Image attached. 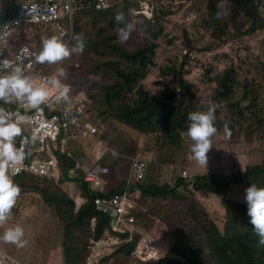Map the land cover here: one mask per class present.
<instances>
[{
	"label": "clouds",
	"instance_id": "obj_1",
	"mask_svg": "<svg viewBox=\"0 0 264 264\" xmlns=\"http://www.w3.org/2000/svg\"><path fill=\"white\" fill-rule=\"evenodd\" d=\"M215 1L218 3L217 0ZM208 2L210 7V0ZM21 3L22 0L15 9L16 12L20 9ZM97 3H99L98 0L75 1L72 26H65L68 30L66 36L60 37L52 24H32L29 27H22L20 34L17 31L4 51L5 55L9 56L10 53L19 50L23 44L39 50L36 61H33L34 71L40 76L56 80L53 82L61 87V106H70L75 112H79V109L81 111L78 113L79 125H72L67 130L61 128L55 141L51 138L45 139V148L42 152L36 153L30 149L29 154L25 156L23 146L19 147L20 138L24 134L22 125L28 123L30 119L23 115L26 113L24 104L28 103L33 109L43 111L40 106L44 105L48 99V89L43 86H34L31 79L23 75L20 66L14 67L10 74L0 75V101L3 100L5 104L11 103L15 107L14 109L0 108V225L9 219L13 208L16 212L23 207L25 194H28L27 198L30 199V193L34 192L29 186L20 187L17 184L24 181L17 177L21 178V175L28 174L44 179V191L37 192L38 197L33 205V218L36 217L33 221L40 224L42 229L36 248L42 251L44 244L46 249V261L42 264H55L52 257L56 258L59 264H65V231L68 224L62 221L57 213V207L49 199L50 196L69 199L74 215L84 210L88 201L94 206L97 214L90 219L84 232L72 234L79 240L78 244L83 257L86 256L84 264H106L107 262L124 264L123 258L129 259L130 264H140L141 261L158 264L170 255L172 247L182 246L179 241L180 233L189 235L192 239L190 229H198V226L187 224L185 218L189 217L195 222L190 213L193 208L195 214H198L195 204L201 194L207 192L221 195L228 190L232 194L230 191L232 187V192L237 196L239 184L242 183L239 200L233 201L247 204V214L254 233L258 237V246H264V187H258L246 181L236 184L238 175L254 164L241 170L237 165L236 155L229 153L226 147L219 146L221 141L230 140L234 134L230 122L225 126L222 125L220 107L210 105L205 111L189 112L187 115L189 123L184 124L183 128L174 130L175 143L166 131L155 129L148 131L149 133H143L165 135L167 143L173 145L179 144L180 139L183 138L190 145L185 152V159L195 170L182 163L174 151L168 157L157 160L151 155L125 156L127 144L112 147L110 146L112 139L106 141L100 138L108 146L106 150H101V142L95 139L99 137V129L93 123L90 112V106L94 101L84 86L80 85L78 89H75L71 84L75 80L79 81V84L84 83L87 78L82 80L80 72L89 68L81 66L79 54H76L70 63L62 64L57 68L53 67V64L70 57L73 52L84 51V37L78 33L74 34L76 11L84 6L105 10L113 9L115 5L114 0H105V3L100 6ZM149 4L151 2H145V9L141 10L142 15L147 16L148 20L153 15L147 11ZM234 5V0H221L217 4L216 12L210 7L215 14L214 22L217 27L224 24L222 19L236 10ZM262 5L258 6L255 0L249 9L236 14L250 21L249 28L252 30L253 14L264 17ZM5 11V0H2L0 15H3L7 22L11 14L6 19ZM116 21L123 22L122 14L116 15ZM262 21L264 23V20ZM63 22L68 24L67 19H63ZM139 28L140 25L137 22L131 23L129 35L133 37L137 33L136 29ZM249 28L248 33L251 32ZM40 33L45 36L39 37ZM72 39L76 41V45L70 49ZM9 64L7 60H0V65L4 68H8ZM71 67L76 68L75 72L80 75L71 74L70 83H66L63 77ZM228 74H233V77L228 78ZM227 79L229 85L230 83L232 85V81L235 80L234 72L227 73L225 80ZM235 81L237 85H243L242 80ZM50 113L46 111L49 119L54 115H61L59 109H56L55 114ZM66 133H71V137L66 136ZM188 136L192 140L191 143L187 140ZM76 138L89 140L82 148L75 142H69ZM33 144L36 146L39 144L35 135ZM109 150H112V153L108 154ZM90 155L92 159H89ZM24 157L27 166L39 165L44 172H35L30 168L19 174L11 173L9 167L22 163ZM249 159L253 161L251 157ZM104 160L107 163L102 164ZM190 167L194 173L190 171ZM163 168L168 170V174L163 173ZM217 182L222 183L224 189L215 191ZM48 184L54 186L52 190L47 186ZM147 197L159 200L164 209L163 216H157L147 210L149 209L145 201ZM100 216L105 219V228L98 238ZM22 226L10 227L0 237V240L5 243L12 244L5 246L3 242H0V264H27L22 259H17L16 254L9 250L13 248V244L18 248H23L27 244ZM59 228L60 232H58ZM58 236H62L63 240L60 241L61 251L57 253L56 243H53V240ZM114 240L112 249L108 241ZM134 241H136V249L132 255L129 257L116 255L122 246ZM16 251L19 252V250Z\"/></svg>",
	"mask_w": 264,
	"mask_h": 264
},
{
	"label": "trees",
	"instance_id": "obj_2",
	"mask_svg": "<svg viewBox=\"0 0 264 264\" xmlns=\"http://www.w3.org/2000/svg\"><path fill=\"white\" fill-rule=\"evenodd\" d=\"M81 1L78 0V2ZM234 1L236 10L232 15L239 11H246L255 2V0ZM19 3V0H8V5L5 4L7 16L19 6ZM151 6L152 3L148 5V9L151 10ZM210 7L217 11L215 0H210ZM131 13L132 11H126L123 15L121 10H98L86 6L78 9L75 13L74 34L78 33L84 37L85 48L82 53L73 52L61 63L68 64L74 60L76 54H79L81 66L93 69L89 76H85L87 80L84 83L79 84V81L75 80L71 84L75 89H78L80 85L84 86L93 99L90 112L93 123L99 129L100 138L109 141L110 136L106 132L109 129L115 131L110 146H120L121 143L114 142L116 140H122L124 144H127L134 133H149L148 131L155 129L166 131L175 143L174 130L188 124L187 115L194 111V107L190 104L196 96L192 90L193 83L185 76H180L173 84H167L158 94L148 85L146 86L144 80L151 74L154 67L160 28L154 29L151 34L152 41L148 45L144 44L142 47L130 50L127 42L132 38L129 35ZM117 14H122L123 22L116 21ZM100 19L103 20L105 29L97 40L89 41L82 33L83 22L86 20L97 25ZM143 20L150 23L147 16L142 15L141 21ZM262 20L264 17L253 14V27L249 30L255 32L263 28ZM75 45L76 41L72 39L69 48ZM53 67L57 68V63L53 64ZM76 70L71 67L63 77L64 82L70 83L71 74L79 76ZM210 73H212L211 70L208 71V78H214ZM225 76L215 92V99L219 101L231 99L232 94H235L236 81L233 80L232 85H229V80L226 81ZM142 80L143 83H141ZM95 82L98 84L97 87H92L91 84ZM245 100L256 104L258 97L249 95L248 91L243 92L241 100H236L234 104L235 112L240 117H243L241 102ZM0 108L14 109L15 107L1 100ZM261 127L260 134L264 129V121L261 122ZM252 133L253 131L250 130L248 135ZM110 153L112 150L108 151V154ZM105 163H107L105 160L102 161V164ZM244 181L264 187V157L260 163L248 166L244 172H241L235 182L239 184ZM17 184L20 187L28 186L22 183ZM34 189L39 191L40 188L37 185ZM221 189H224L223 184L217 182L214 190ZM49 199L57 207V213L62 221L68 224L65 231V264H84L86 256L83 257L78 244L79 240L72 234L84 232L90 219L97 214L94 206L88 201L84 206L85 209L74 215L69 199L52 196ZM190 214L198 226V229H190L192 239L189 235L180 233L179 241L182 246L172 247L170 255L158 264H264V246H258V237L250 223L246 203L233 201L228 204L220 218L225 222L220 225L209 219L201 222L193 208ZM104 225L105 219L100 216L98 238L104 231ZM135 243L136 241L126 243L116 255L129 257L136 249ZM140 264H152V262L141 261Z\"/></svg>",
	"mask_w": 264,
	"mask_h": 264
},
{
	"label": "rangeland",
	"instance_id": "obj_3",
	"mask_svg": "<svg viewBox=\"0 0 264 264\" xmlns=\"http://www.w3.org/2000/svg\"><path fill=\"white\" fill-rule=\"evenodd\" d=\"M114 2L113 11L121 10L123 15L126 11H132L131 23L137 22L140 25V28L136 29L137 33L127 42L130 50L142 47L144 44L148 45L152 41L151 34L154 29L160 28L154 67H152L151 74L144 80L146 86L148 85L153 92L158 94L167 84H173L178 77L185 76L192 81V90L196 94L195 98L190 101L194 111H205L210 105L220 107L222 125L225 126L230 122L234 129L232 138L225 142L221 141L219 146L226 147L229 153L236 155V162L241 170H244L248 165L260 163L264 157V129L260 134L261 122L264 121V31L262 28L253 34L248 33L247 29L251 22L245 20L240 14L232 15V13L222 19L224 24L217 27L214 22L215 14L209 7L208 0H114ZM145 2L152 3L151 10H147L149 14H153L149 19L150 23H146L147 20L141 21V10L145 9ZM217 2L220 3L221 0H217ZM5 3L7 6L8 0H5ZM256 3L258 6L263 4L261 9L264 10V0H256ZM15 13L16 10L11 13V16ZM102 21L100 19L97 25L86 20L83 22L82 33L89 41L97 40L103 33L105 28ZM4 23L5 19H3V15H0V30ZM38 36H45V34L40 33ZM61 66V61L57 62V67ZM92 70V68L83 69L80 72V78L85 79V76H89ZM210 70L212 71L210 74L214 77L211 81L208 79ZM231 71L234 72V79L242 80L243 85H235L236 92L232 94L231 99L219 101L215 99V92L219 82ZM232 77L233 74H228V78ZM97 85L96 82L91 84L92 87H97ZM245 91H248L249 95H257L258 100L256 104H252L250 100L241 102L243 117H240L235 112L234 104L236 100H241ZM250 130L253 133L249 136ZM114 133L115 131L112 129L106 132L110 136L109 139L113 138ZM66 136L71 137V133H66ZM95 139L101 142V150L108 148L100 136ZM88 140L76 138L69 142H75L83 148ZM187 140L189 143L192 142L189 136ZM114 142L125 143L122 140ZM189 147L190 145L183 138L180 139L179 144L173 145L167 143L165 135L137 132L128 140L125 156L151 155L157 160L168 157L174 151L182 163L193 168L192 164H188L185 159V152ZM250 157L253 161L249 159ZM90 158L92 159L91 155ZM191 167L189 169L194 173ZM163 173L168 174V170L163 168ZM20 177L17 179H24L20 183L28 185L30 189H34L36 184L40 186L44 184L42 179L28 174H23ZM241 185L242 183L239 184L237 196L232 192V187L230 188L232 194L229 193V190L221 195L207 192L201 194L195 204L200 221L205 222L209 219L218 222L219 225L225 222L220 220L225 212V206L234 199L239 200ZM47 186L54 187L51 184ZM27 197L28 194L23 196V204L30 205V199ZM37 197L38 195L34 197L35 201ZM145 201L149 205L147 210L157 216H163L164 209L157 198L147 197ZM22 212H25L23 207L19 209V214ZM185 221L191 226L196 225L189 217H186ZM23 229L27 244L23 248H19V254L35 249L37 245L36 239L34 236H30L26 225L23 226ZM58 232H60V228ZM2 236L3 230L0 226V237ZM62 240V236L55 237L53 240V243H56L57 253L61 251L60 241ZM0 242L8 246V243L3 240ZM113 242L115 240L108 241L112 245V249L114 248ZM123 259L124 264H130L129 259ZM52 260L55 264H59L56 258L52 257ZM106 264L113 263L107 262Z\"/></svg>",
	"mask_w": 264,
	"mask_h": 264
},
{
	"label": "built area",
	"instance_id": "obj_4",
	"mask_svg": "<svg viewBox=\"0 0 264 264\" xmlns=\"http://www.w3.org/2000/svg\"><path fill=\"white\" fill-rule=\"evenodd\" d=\"M76 0H22L20 9L10 16L8 21L4 23L0 30V60H7L10 62L8 68L0 65V75H7L14 67L20 66L23 75L29 77L34 86H43L47 88L49 96L44 105L40 106L43 111L33 109L28 103L24 104L26 113L30 119L28 123L22 125L24 134L20 138L19 147L22 145L24 154H29L30 149L34 152L40 153L45 148V139L51 138L55 141L61 128L67 130L72 125H79L80 118L78 113L70 106H61V87L58 83H54V78H47L38 75L33 68H35L36 56L39 50H35L30 46L22 45L16 52L5 55V49L9 46L12 36L22 27H29L35 25L52 24L58 32L60 37L68 34L65 26H72L74 3ZM97 5H102L105 0H98ZM63 19L68 20V24L63 22ZM56 81V80H55ZM56 109L61 111V115H54L49 119L46 111L50 114H55ZM11 114V113H10ZM38 139V146L32 145L33 136ZM24 160L22 163L10 166L9 169L13 174H19L25 169H32L35 172H44L39 165L27 166Z\"/></svg>",
	"mask_w": 264,
	"mask_h": 264
},
{
	"label": "crops",
	"instance_id": "obj_5",
	"mask_svg": "<svg viewBox=\"0 0 264 264\" xmlns=\"http://www.w3.org/2000/svg\"><path fill=\"white\" fill-rule=\"evenodd\" d=\"M6 4V3H5ZM0 9H2V0L0 2ZM13 11L10 12V14ZM5 17L7 19V12L5 11ZM4 19V16H3ZM38 179H42L44 181L43 178H39L36 177ZM43 185V186H42ZM41 186H39V191L32 189L29 198H30V205L29 204H23V208L25 210V212H22L19 214V209H17L16 212H14V208L12 209L11 215L12 217L9 216V219L3 224L0 225L1 229L3 230V232H5L8 228L10 227H15L16 225H20L22 226L23 224L27 226V228L29 229V234L30 236H34V238L36 239V241H38V238H40L41 233H42V229L40 224H37L36 222H34L33 220H36V217L33 218V205L35 203V199L34 197L38 195L37 192H42L44 191V184H42ZM37 186V184L35 185ZM53 187H51L50 190H52ZM46 192V191H45ZM20 221V224H19ZM23 227V226H22ZM8 245H12L10 243H8ZM13 248L9 249L10 251H12L13 253L16 254V258L20 259L22 258V260L27 263V264H42L43 262L46 261V249H45V245L43 244V250H38L37 248L35 249H30L27 252H22L21 254H19V252H17L16 250H19V248L13 244ZM8 249V247H6Z\"/></svg>",
	"mask_w": 264,
	"mask_h": 264
}]
</instances>
